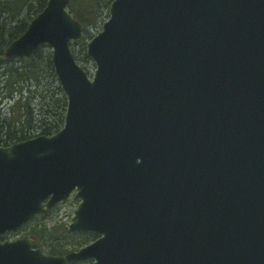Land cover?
<instances>
[{
    "label": "water",
    "instance_id": "water-1",
    "mask_svg": "<svg viewBox=\"0 0 264 264\" xmlns=\"http://www.w3.org/2000/svg\"><path fill=\"white\" fill-rule=\"evenodd\" d=\"M47 0L5 50H51L63 127L0 145V236L72 198L62 256L0 240V264H264V0H112L87 43Z\"/></svg>",
    "mask_w": 264,
    "mask_h": 264
},
{
    "label": "trees",
    "instance_id": "trees-1",
    "mask_svg": "<svg viewBox=\"0 0 264 264\" xmlns=\"http://www.w3.org/2000/svg\"><path fill=\"white\" fill-rule=\"evenodd\" d=\"M111 2L112 0H69L68 11L83 28L80 41L90 39L93 30H98L101 23L108 18ZM46 3L47 0H0L2 146L38 135H53L64 123L67 101L54 73L50 48L42 45L29 58L5 57L8 45L26 30L30 20L45 7ZM41 232L42 230L39 233L33 232L35 238L40 237ZM56 233L58 232L54 230V234ZM47 246L51 254H62L60 247L67 250L64 244L51 243Z\"/></svg>",
    "mask_w": 264,
    "mask_h": 264
},
{
    "label": "rangeland",
    "instance_id": "rangeland-1",
    "mask_svg": "<svg viewBox=\"0 0 264 264\" xmlns=\"http://www.w3.org/2000/svg\"><path fill=\"white\" fill-rule=\"evenodd\" d=\"M100 30L101 25L98 30H93V33H91L95 35ZM80 40L72 42L71 46L78 63L84 66L91 76L95 69V65L93 61L87 57L85 52L86 43L89 41V39L82 41ZM77 202L78 201L69 199L67 203L62 204L49 212L36 216L31 224L28 225V230L32 231V235H34L33 232L39 233L42 230L40 237L35 239L37 241V245L45 253H50L47 245L51 243L55 245L64 244L67 250H63V247H60V250L63 251V253H66L71 250H77L79 247L88 244L94 239L93 234H84L78 232L70 233L67 231L70 218L73 215V211L76 208ZM54 227H56V229H54ZM54 230L58 233L54 234ZM83 264H89V262H83Z\"/></svg>",
    "mask_w": 264,
    "mask_h": 264
},
{
    "label": "flooded vegetation",
    "instance_id": "flooded-vegetation-1",
    "mask_svg": "<svg viewBox=\"0 0 264 264\" xmlns=\"http://www.w3.org/2000/svg\"><path fill=\"white\" fill-rule=\"evenodd\" d=\"M32 222V221H31ZM31 222L27 223L26 225L22 226L21 228L15 230V231H10V232H7L5 234H3L1 237H0V240L1 241H5V240H10V241H13V240H17V239H20V238H23L25 236H34L32 235V231L31 230H28V225L31 224ZM35 239V236L33 237ZM36 246L37 245V241L35 239V246H33V248H37ZM65 253H62V254H58V255H63ZM89 262V264H92V261L91 260H86V261H82V262H76V263H72V264H83V262Z\"/></svg>",
    "mask_w": 264,
    "mask_h": 264
}]
</instances>
